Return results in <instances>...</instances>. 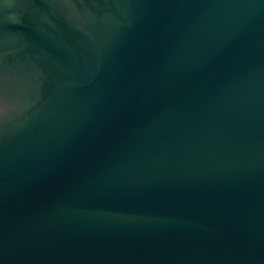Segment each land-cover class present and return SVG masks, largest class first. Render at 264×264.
I'll return each mask as SVG.
<instances>
[{"label": "water", "instance_id": "water-1", "mask_svg": "<svg viewBox=\"0 0 264 264\" xmlns=\"http://www.w3.org/2000/svg\"><path fill=\"white\" fill-rule=\"evenodd\" d=\"M0 264H264V0H0Z\"/></svg>", "mask_w": 264, "mask_h": 264}]
</instances>
